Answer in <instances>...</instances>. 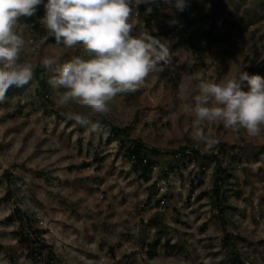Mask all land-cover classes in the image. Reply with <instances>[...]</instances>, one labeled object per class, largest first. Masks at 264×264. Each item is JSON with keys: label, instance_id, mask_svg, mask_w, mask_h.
<instances>
[{"label": "rangeland", "instance_id": "1", "mask_svg": "<svg viewBox=\"0 0 264 264\" xmlns=\"http://www.w3.org/2000/svg\"><path fill=\"white\" fill-rule=\"evenodd\" d=\"M44 14L42 3L20 18L29 42L21 59L36 66L34 80L10 86L0 103V264H264V133L252 138L210 123L206 131L220 143L205 152L181 99L201 79L249 74L264 60V0H188L183 11L163 0L133 5V35L167 40L171 59L139 90L111 101L106 116L77 102L59 104L48 83L53 73L41 61L63 63L82 46L55 45ZM69 113L104 130L90 132ZM112 126L157 150L146 178L131 167ZM183 147L197 153L177 160ZM213 154L226 170L219 203ZM19 214L29 225L23 231ZM27 231L37 232L50 254L30 258L19 239ZM155 242L150 258L147 245Z\"/></svg>", "mask_w": 264, "mask_h": 264}, {"label": "clouds", "instance_id": "2", "mask_svg": "<svg viewBox=\"0 0 264 264\" xmlns=\"http://www.w3.org/2000/svg\"><path fill=\"white\" fill-rule=\"evenodd\" d=\"M155 0H0V103L10 86L30 85L35 65L22 60L28 47L21 17L31 16L43 3L41 18L55 45L65 49L82 46L80 55L59 63L43 58L41 66L53 73L49 85L57 90L58 102H77L91 113L106 116L118 95L134 93L145 85L158 66L170 62L169 42L147 31L133 35V5ZM169 8L183 11L188 0H163ZM47 35V38H48ZM247 82V90H242ZM64 91L60 92L59 90ZM192 117L194 141L211 152L220 139L206 131L210 123H222L233 133L245 131L258 138L264 133V77L240 70L217 80L201 79L181 97ZM67 118L90 132L104 129L91 117L69 113Z\"/></svg>", "mask_w": 264, "mask_h": 264}, {"label": "trees", "instance_id": "3", "mask_svg": "<svg viewBox=\"0 0 264 264\" xmlns=\"http://www.w3.org/2000/svg\"><path fill=\"white\" fill-rule=\"evenodd\" d=\"M51 41L55 42V38L50 35ZM264 70V60H261L254 64V66L249 67V75H258ZM38 84L41 90L44 92H47V80L44 77L38 78ZM112 132L117 136L119 141V146H123L126 148V156L131 160V167L135 171H140V175L142 177H147L150 170H152L153 166L156 164L155 156L157 154V150L154 148H149L146 146V144L139 138H131L126 130L125 127H116L112 126L111 128ZM187 148H182L178 152H175L174 156L177 158V160H183L186 158V160L191 157H193V154H196V149H190L189 152H186ZM204 157V156H203ZM211 158L215 159L216 162V168L214 170L213 174V196L216 197L217 202H220V187L221 184L225 181L226 177L224 176L226 174V170L221 167V162L218 159V157L213 154L209 156ZM9 217H12L11 215ZM18 221L20 223V231H23L25 226H28V224L25 223V218H23V215H18ZM27 219V218H26ZM36 238L35 236H30V234L27 232L20 233L19 239L20 241H23L27 244V248H29V257L36 259L37 256H40L43 254L45 250H47L46 254H50V250H48V245L45 242L43 238H39L37 236L36 232ZM38 237V238H37ZM226 240V238L224 237ZM228 241V240H227ZM157 243H150L148 244L147 253L150 258L154 257L157 254ZM227 244V243H226ZM237 259V257H236Z\"/></svg>", "mask_w": 264, "mask_h": 264}, {"label": "built area", "instance_id": "4", "mask_svg": "<svg viewBox=\"0 0 264 264\" xmlns=\"http://www.w3.org/2000/svg\"><path fill=\"white\" fill-rule=\"evenodd\" d=\"M190 150H186V152H189ZM31 235V234H30Z\"/></svg>", "mask_w": 264, "mask_h": 264}]
</instances>
